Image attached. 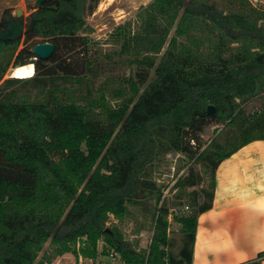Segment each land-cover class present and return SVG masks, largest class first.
I'll return each mask as SVG.
<instances>
[{
  "label": "trees",
  "instance_id": "1",
  "mask_svg": "<svg viewBox=\"0 0 264 264\" xmlns=\"http://www.w3.org/2000/svg\"><path fill=\"white\" fill-rule=\"evenodd\" d=\"M100 1L45 0L30 7L18 39L0 23V264H44L47 244L77 264L100 256L192 264L218 167L264 140V109L246 112L264 97V9L251 0H153L139 32H119L120 52L94 60L86 18ZM44 42L55 52L36 59L31 48ZM28 63L36 65L32 78L3 81L11 67ZM120 67L130 74L116 72ZM211 124L225 127L205 146ZM170 153L210 176L199 190L205 179L194 167L177 179L172 190L190 211L173 223L153 178ZM139 215L153 226L148 249L122 229L127 219L139 224ZM173 224L180 226L177 250Z\"/></svg>",
  "mask_w": 264,
  "mask_h": 264
},
{
  "label": "rangeland",
  "instance_id": "2",
  "mask_svg": "<svg viewBox=\"0 0 264 264\" xmlns=\"http://www.w3.org/2000/svg\"><path fill=\"white\" fill-rule=\"evenodd\" d=\"M152 1L153 0H101L94 13L86 18L89 27L92 29V32L88 33L90 39V56H92V59H101L104 55L115 57V54L120 52L121 49V37L119 36V32L124 29L131 33L139 32L142 24V15ZM251 1L254 6L264 9V0H257V2H254L253 0ZM35 2L36 0H0V23L14 22L18 20L16 11L20 9L22 11L21 18L25 22V33L27 31L29 17L33 12V9L31 10L30 7L36 8ZM20 48L22 49V46ZM78 59L83 61V55L78 56ZM130 70L131 69L128 67H120L117 68L116 72L128 75L130 74ZM11 71L12 67L8 70L3 81L12 78ZM153 78L154 73L152 72L150 80ZM112 104L117 106V101L112 100ZM246 109V112L250 114L261 111L264 109V97L261 96V98L249 102L246 105ZM224 127L225 126L216 124L208 126L202 134L201 139L203 145H208ZM190 167H194V169L202 175L203 179H205L201 186H198L195 189L199 190L201 187H207L210 182V176L205 168L201 164H196L195 161L188 160V158L181 153L168 154L165 161L153 169V178L158 186L161 187L163 191H166L172 187L179 177L186 176ZM192 190L193 189H191V191ZM175 193L176 191L172 189L170 190L169 197H167L165 202L168 207L171 209H181L188 205L186 199L178 200ZM139 220L140 223L137 224L133 218L127 219L122 224V229L129 241H138L140 248L148 249L154 233L153 226L150 219H145L141 215H139ZM142 224L144 228L142 232L138 233L139 231L137 230ZM179 227L180 226L177 224H173L171 226L172 233H170V236L177 241L176 250L180 246ZM50 247L49 244L46 245L44 250L40 253L39 261H44V264H77V257L73 254L67 253L62 256H57L53 253ZM47 259H50L51 261L45 262ZM79 262L81 264L93 263L92 261L81 258L79 259ZM94 263L121 264L118 256H100Z\"/></svg>",
  "mask_w": 264,
  "mask_h": 264
},
{
  "label": "crops",
  "instance_id": "3",
  "mask_svg": "<svg viewBox=\"0 0 264 264\" xmlns=\"http://www.w3.org/2000/svg\"><path fill=\"white\" fill-rule=\"evenodd\" d=\"M261 253L264 140L248 144L218 167L213 206L198 219L192 264H247Z\"/></svg>",
  "mask_w": 264,
  "mask_h": 264
},
{
  "label": "water",
  "instance_id": "4",
  "mask_svg": "<svg viewBox=\"0 0 264 264\" xmlns=\"http://www.w3.org/2000/svg\"><path fill=\"white\" fill-rule=\"evenodd\" d=\"M44 1L45 0H36L35 7L36 8L41 7L42 4L44 3ZM16 16H17L18 20L10 23V27H9L10 31H8V35L11 36L12 38L18 39V38H21L24 34L25 22L21 18L22 17V11L20 9H18L16 11ZM31 52L36 57V59L48 60L51 58V56L55 52V45L53 43H50V42L49 43L48 42L39 43V44L34 45L31 48ZM31 64H33L35 66V69H36L35 63H31ZM22 66H24V65H22ZM214 110H215V108L213 106H209L208 107V114L212 115L214 113Z\"/></svg>",
  "mask_w": 264,
  "mask_h": 264
},
{
  "label": "bare ground",
  "instance_id": "5",
  "mask_svg": "<svg viewBox=\"0 0 264 264\" xmlns=\"http://www.w3.org/2000/svg\"><path fill=\"white\" fill-rule=\"evenodd\" d=\"M35 66L31 63L24 66H19L18 68L12 69V77L18 79H30L35 75Z\"/></svg>",
  "mask_w": 264,
  "mask_h": 264
},
{
  "label": "built area",
  "instance_id": "6",
  "mask_svg": "<svg viewBox=\"0 0 264 264\" xmlns=\"http://www.w3.org/2000/svg\"><path fill=\"white\" fill-rule=\"evenodd\" d=\"M254 2H257V0H253ZM175 184V183H174ZM173 184V185H174ZM173 185H172V187H173ZM172 187H170L169 189H167L166 191H163V198H162V202H163V200L164 199H167V197H169L168 195H169V192H170V190L172 189ZM161 202V203H162ZM189 211V206L188 205H186L184 208H173V209H171L170 210V215H169V222L170 223H173V219H174V217H177V216H180V215H183V214H185V213H187Z\"/></svg>",
  "mask_w": 264,
  "mask_h": 264
},
{
  "label": "flooded vegetation",
  "instance_id": "7",
  "mask_svg": "<svg viewBox=\"0 0 264 264\" xmlns=\"http://www.w3.org/2000/svg\"><path fill=\"white\" fill-rule=\"evenodd\" d=\"M7 23V22H6ZM11 22H8V24H10Z\"/></svg>",
  "mask_w": 264,
  "mask_h": 264
}]
</instances>
